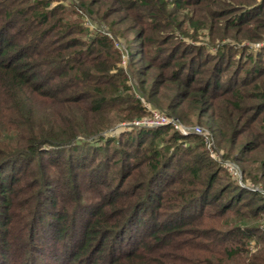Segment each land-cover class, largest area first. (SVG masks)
<instances>
[{
  "label": "trees",
  "instance_id": "1",
  "mask_svg": "<svg viewBox=\"0 0 264 264\" xmlns=\"http://www.w3.org/2000/svg\"><path fill=\"white\" fill-rule=\"evenodd\" d=\"M263 191L264 0H0V264H264Z\"/></svg>",
  "mask_w": 264,
  "mask_h": 264
},
{
  "label": "rangeland",
  "instance_id": "2",
  "mask_svg": "<svg viewBox=\"0 0 264 264\" xmlns=\"http://www.w3.org/2000/svg\"><path fill=\"white\" fill-rule=\"evenodd\" d=\"M71 9V8H70ZM69 9V10H70ZM94 19H95V15H94V17H93ZM87 25H89V26H91V24H87ZM119 45H121V44H119ZM123 61H122V64H126V61H127V59H126V57L124 58L123 57ZM145 106H146V108H148V110H151L152 111V109H151V107H149V106H147L146 104H144ZM154 110V109H153ZM166 115V114H165ZM149 116V114L148 115H144V116H142V117H140V118H134V119H132V120H130V121H128L127 120V122H121L120 124H117V125H115V127H113V128H110L109 130H108V132L107 133H112V132H114L115 131V129H116V126H117V128L118 129H120V126L121 127H127V128H130V127H148L146 124H143V122L141 121V119H146L147 117ZM168 116V115H167ZM169 117H172V116H170L169 115ZM173 118H175V117H173ZM176 120V124H177V126H178V128L179 129H177L179 132L181 131V130H183V131H186L187 133L188 132H195V133H197L196 131H195V128H199V130H200V133H197V134H206V131H205V129L203 128V127H200V126H189V125H186V124H183V123H181L178 119H175ZM206 120V119H205ZM120 125V126H119ZM168 125H171V124H165V125H163V126H159V127H164V126H168ZM172 126V125H171ZM159 127H148V128H159ZM173 127V126H172ZM174 128V127H173ZM181 133V132H180ZM208 133V132H207ZM209 135L210 134H207L206 136H205V138L207 139V141H208V143H207V151H208V153H209V157L211 158V159H213V160H217L219 163H220V165L225 169V171L229 174V176L231 177V178H233V179H235L236 180V182L238 183V184H240V185H244L243 184V179H242V172H241V170H240V167H239V165H237V164H235V163H233V162H231L230 160H227V159H223L222 158V156H221V154H220V152L219 151H217V149H216V147H215V143H214V140L211 138V137H209ZM227 165H231V166H227ZM232 168V170L236 173V174H234L233 172H231L230 170H229V168ZM249 188L251 189V190H257L258 188H256V187H254V186H249ZM263 194H264V191H263ZM253 244V243H252ZM255 247L253 248V246L250 248L252 251H254L256 248H259V244H257V246L256 245H254ZM262 249H263V252H264V247H262V246H260Z\"/></svg>",
  "mask_w": 264,
  "mask_h": 264
},
{
  "label": "built area",
  "instance_id": "3",
  "mask_svg": "<svg viewBox=\"0 0 264 264\" xmlns=\"http://www.w3.org/2000/svg\"><path fill=\"white\" fill-rule=\"evenodd\" d=\"M141 121L143 122V124H146L148 127H159V126H163L165 124H171L174 129H179L177 124H176V120L173 117H169L167 115H165L164 113L158 111V110H152L150 111L149 116L146 119H141ZM195 131L197 133H200L199 128H195ZM182 134L187 133L186 131L181 130L180 131ZM208 143V142H207ZM228 167L231 165H227ZM229 170L231 172H233L234 174H236L232 168L230 167Z\"/></svg>",
  "mask_w": 264,
  "mask_h": 264
}]
</instances>
